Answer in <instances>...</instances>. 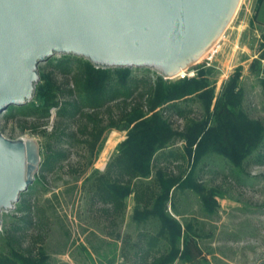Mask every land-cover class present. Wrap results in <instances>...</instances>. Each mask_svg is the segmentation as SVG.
Wrapping results in <instances>:
<instances>
[{
	"label": "rangeland",
	"instance_id": "1",
	"mask_svg": "<svg viewBox=\"0 0 264 264\" xmlns=\"http://www.w3.org/2000/svg\"><path fill=\"white\" fill-rule=\"evenodd\" d=\"M261 21L264 0H241L213 49L172 78L147 68L100 69L69 54L41 63L33 100L0 115V132L36 139L42 158L33 184L3 214L0 264H264ZM160 122L170 131L155 140L152 174L130 189L153 183L160 169L190 174L197 190L177 188L164 209L182 224L180 240L169 231L159 236L156 195L150 210L157 216L144 215L134 190L117 203L103 198L97 182L120 172L130 134L150 139ZM248 126L261 129L251 149ZM201 131L208 133L195 161Z\"/></svg>",
	"mask_w": 264,
	"mask_h": 264
},
{
	"label": "water",
	"instance_id": "2",
	"mask_svg": "<svg viewBox=\"0 0 264 264\" xmlns=\"http://www.w3.org/2000/svg\"><path fill=\"white\" fill-rule=\"evenodd\" d=\"M241 0H0V115L35 97L40 64L69 54L96 68L181 74L211 51ZM34 138L0 132V230L36 178Z\"/></svg>",
	"mask_w": 264,
	"mask_h": 264
},
{
	"label": "trees",
	"instance_id": "3",
	"mask_svg": "<svg viewBox=\"0 0 264 264\" xmlns=\"http://www.w3.org/2000/svg\"><path fill=\"white\" fill-rule=\"evenodd\" d=\"M101 69V68H100ZM97 69V70H100ZM103 70V69H102ZM222 112L229 113L228 109L223 108ZM155 130H153V127L151 130H153L150 134V139H147L144 135L145 133L141 130H137L130 134V136L122 143L120 147V154L118 155V167L120 172L117 173L115 177H111L110 175H107L109 179H105L106 175L101 176L97 179V182L99 184V187L104 190V194L102 197L110 201L120 202L123 200L124 196H127L131 192V190H134L137 199V204L142 205L141 213L139 212L140 209L137 211L140 214L145 215V213L149 215L157 216L156 211H151L150 206L152 204V198L156 195L157 200H162L160 204L161 208V219L163 220V230L161 231L159 236H164V234L169 231V234L174 237V235H178V239H181V236L183 234V226L182 224L177 221L174 218L169 217L167 214L164 213V209H166L168 202L171 200V191L174 187L179 188H186L190 187L194 190H197V186L194 185L192 182H190V174H187L183 176L182 174L178 176L169 175L167 173H164L161 169L156 172L155 178L153 179V183H149L146 185L141 184V188L139 190L136 189H130V184L135 179H143L145 177H150L152 174V167H153V156L155 154V151L157 148H154L155 140L158 138H161L163 141L166 139V135L164 132L169 129L165 127L166 130L163 129L162 123L155 125ZM163 130V133H162ZM170 131V130H169ZM245 135H249V139H247L246 142L250 143V149L255 148L259 142L260 139L256 136L259 135V132L261 133V129L259 128L256 130L255 128H252V126H248L244 128L243 130ZM161 132V133H160ZM208 132H200V135L202 134V137L199 142L196 143V149L194 150V160H197V152L200 148V144H202L203 138L206 136ZM249 133V134H247ZM250 133L252 135H250ZM159 134L160 137L158 136ZM144 136V138L141 139V136ZM142 136V137H143ZM138 139H141L142 141L139 142ZM194 144L189 145V153L192 155V146ZM164 145H159L158 148H162ZM153 151V152H152ZM249 151V150H248ZM119 175V176H118ZM124 176L128 178V180L125 182L127 184V187L122 186L123 181L121 180ZM124 188V191H123ZM136 188V187H135ZM156 188H159V192ZM142 198H145V200H140ZM140 207V206H139ZM154 207V206H153ZM156 209V207H155ZM170 222V224H168ZM171 240V239H170ZM180 248V247H179ZM185 248V247H184ZM178 249L177 251H180Z\"/></svg>",
	"mask_w": 264,
	"mask_h": 264
},
{
	"label": "crops",
	"instance_id": "4",
	"mask_svg": "<svg viewBox=\"0 0 264 264\" xmlns=\"http://www.w3.org/2000/svg\"><path fill=\"white\" fill-rule=\"evenodd\" d=\"M260 25H261V26H264V21H261ZM175 191H176V187H174V188L172 189V191H171L170 205H173V194H174ZM134 195H135V194H134ZM134 198H135V196H134ZM142 205H143V204H142ZM142 205H138L137 202H136V200H135V205H134V206L139 207V206H142ZM149 246H150V247H153V245L148 244V245H147V248H148Z\"/></svg>",
	"mask_w": 264,
	"mask_h": 264
},
{
	"label": "bare ground",
	"instance_id": "5",
	"mask_svg": "<svg viewBox=\"0 0 264 264\" xmlns=\"http://www.w3.org/2000/svg\"><path fill=\"white\" fill-rule=\"evenodd\" d=\"M181 74H182V75L186 74V70H183V71L181 72ZM181 74H180V75H181Z\"/></svg>",
	"mask_w": 264,
	"mask_h": 264
}]
</instances>
